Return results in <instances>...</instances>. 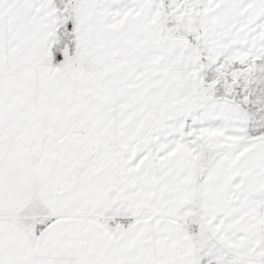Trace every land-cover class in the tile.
Listing matches in <instances>:
<instances>
[{
  "label": "snow or ice",
  "instance_id": "snow-or-ice-1",
  "mask_svg": "<svg viewBox=\"0 0 264 264\" xmlns=\"http://www.w3.org/2000/svg\"><path fill=\"white\" fill-rule=\"evenodd\" d=\"M0 264H264V0H0Z\"/></svg>",
  "mask_w": 264,
  "mask_h": 264
}]
</instances>
